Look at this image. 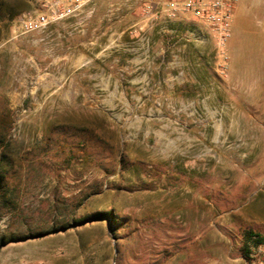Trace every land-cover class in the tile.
I'll use <instances>...</instances> for the list:
<instances>
[{
    "label": "rangeland",
    "instance_id": "rangeland-1",
    "mask_svg": "<svg viewBox=\"0 0 264 264\" xmlns=\"http://www.w3.org/2000/svg\"><path fill=\"white\" fill-rule=\"evenodd\" d=\"M75 4L30 0L0 40V132L11 142L0 264H264V92L254 100L230 82L226 98L214 80L193 115L166 99L167 116L141 118L150 132L136 138L135 121L123 130L51 104L30 67L36 56L41 75L47 51L33 52L24 22ZM217 68L227 81L226 63Z\"/></svg>",
    "mask_w": 264,
    "mask_h": 264
},
{
    "label": "crops",
    "instance_id": "crops-1",
    "mask_svg": "<svg viewBox=\"0 0 264 264\" xmlns=\"http://www.w3.org/2000/svg\"><path fill=\"white\" fill-rule=\"evenodd\" d=\"M161 1L84 0L64 19L47 14V28L31 32L33 52L47 51L45 70L38 75L36 56L30 67L51 90L48 102L121 119L123 130L126 122L135 121L127 130L136 138L144 130L141 118L167 116L166 99L182 106L178 115H193L196 96L210 99L214 80L224 93L231 82L238 94L259 100L264 92V0H237L226 62L208 30L189 15L167 19L157 6ZM142 5H156V13L143 17ZM221 63L227 65V81L218 73Z\"/></svg>",
    "mask_w": 264,
    "mask_h": 264
},
{
    "label": "built area",
    "instance_id": "built-area-1",
    "mask_svg": "<svg viewBox=\"0 0 264 264\" xmlns=\"http://www.w3.org/2000/svg\"><path fill=\"white\" fill-rule=\"evenodd\" d=\"M84 0H76L72 9L60 10L54 14V20H61L72 14ZM87 1V0H85ZM237 0H162L161 11L169 20L176 19L180 14L189 15L208 30L217 47L223 48L231 37V23ZM145 17L156 13V5H145ZM50 21L45 16L28 17L24 22V31H44Z\"/></svg>",
    "mask_w": 264,
    "mask_h": 264
},
{
    "label": "trees",
    "instance_id": "trees-1",
    "mask_svg": "<svg viewBox=\"0 0 264 264\" xmlns=\"http://www.w3.org/2000/svg\"><path fill=\"white\" fill-rule=\"evenodd\" d=\"M29 2L30 0H15L11 2L0 0V40L6 35L9 29V24L27 12V5ZM10 143L9 139L6 140L5 127V129H2L0 132V194L8 192L6 188H3V176L1 170L3 164L10 163V160H8L7 155L4 152L8 150ZM11 193L12 192L9 191V194L11 195L10 197H12ZM259 244L260 242L255 241V245Z\"/></svg>",
    "mask_w": 264,
    "mask_h": 264
},
{
    "label": "water",
    "instance_id": "water-1",
    "mask_svg": "<svg viewBox=\"0 0 264 264\" xmlns=\"http://www.w3.org/2000/svg\"><path fill=\"white\" fill-rule=\"evenodd\" d=\"M113 240H114V238H113Z\"/></svg>",
    "mask_w": 264,
    "mask_h": 264
}]
</instances>
